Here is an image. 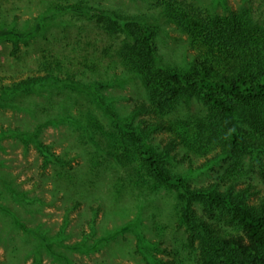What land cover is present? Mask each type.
Here are the masks:
<instances>
[{"label": "rangeland", "instance_id": "rangeland-1", "mask_svg": "<svg viewBox=\"0 0 264 264\" xmlns=\"http://www.w3.org/2000/svg\"><path fill=\"white\" fill-rule=\"evenodd\" d=\"M49 1L52 2L50 8L47 6ZM65 5H79L95 12L89 15L68 12L51 19L53 6ZM170 8L184 9L190 19L212 29L211 20L216 15L224 19L234 13L246 22L249 11L256 19H264V0H0V26L6 24L28 36L43 19L54 25L37 37L24 40L0 38V84H11L12 77L26 79L46 75L58 66L62 70L56 72L57 75L67 79L71 76L76 81L63 86L43 85L37 92L8 95L5 100H0V170L16 177L21 189L34 190L43 174L44 158L34 143L27 147L15 139V132L32 131L48 122L41 141L53 145L52 151L70 162L74 169L73 182L90 181L92 187L96 185L98 188L96 195L102 197L109 185L112 191L117 185L124 197L117 195L113 206L122 211L120 213L130 208L131 203L123 185L132 183L143 189L145 198L141 202L145 209L141 227L148 237L163 241L164 247L172 252L166 258L172 264H197L198 252L188 248L184 230H180L183 204L178 194L160 187L149 177L141 145L123 135L119 121L137 128L155 153H161L169 144L176 143L177 161L170 159L168 170L186 176L192 187L229 186L230 180L239 182L238 189L256 184L255 190L259 194L251 200L254 205L264 197V179L259 169H251L249 159L237 163L214 160L217 150H213V139L204 141L193 123L198 115L206 116L205 108L200 104L152 96L143 77L128 70L130 62L126 58L135 54L133 49L137 45L138 33L132 29L136 33L134 36L121 26V22H127V19L149 25L157 59L162 65L184 69V61L189 63L202 52L200 48H192L193 37L170 23L166 12ZM110 12H116L119 23L112 22L108 16ZM16 43L18 51H15ZM142 106L145 111L134 115L133 112ZM91 124L98 127L94 133L98 148L85 136V127ZM160 126L169 129L163 130ZM45 172L56 175L52 168ZM47 189L51 190L52 185L48 184ZM45 196L47 202H51L52 195L46 193ZM104 198L105 206H102L98 219L99 234L114 229V224L104 222V213L107 214L112 207L110 200ZM98 201L94 199L91 205L100 207ZM61 205L62 202H58L55 207H45L44 221L48 225L62 223L64 210ZM88 205L72 214L73 226L78 225L76 231L80 223L83 229L86 228V220L90 219L86 216L90 210ZM130 210V219L136 218L139 210L133 209V205ZM226 219L223 216L216 222L219 233L229 238L245 239L241 230L226 226ZM134 243L133 235L125 234L118 236L101 253L91 256L69 253L68 256L74 264H100L108 259H111L108 264H139V258L130 255L129 251ZM4 253L1 249L0 264ZM44 264L60 263L45 260Z\"/></svg>", "mask_w": 264, "mask_h": 264}, {"label": "trees", "instance_id": "trees-1", "mask_svg": "<svg viewBox=\"0 0 264 264\" xmlns=\"http://www.w3.org/2000/svg\"><path fill=\"white\" fill-rule=\"evenodd\" d=\"M51 3L49 1L48 8ZM52 11L51 19L68 12L84 15L95 12L79 5L53 6ZM166 12L170 23L194 38L192 48H200L202 52L189 63L184 61V69L162 65L157 59L149 25L127 19V22H121V26L133 35L134 28L138 33L137 45L133 49L135 54L126 58L130 62H127L128 70L143 77L152 96L157 95L162 100L173 102L200 104L205 108L208 112L206 116L198 115L193 123L204 141L213 139V150H217L214 160L237 163L249 159L251 169H259L264 179V19H256L249 11L246 22L234 13L224 19L216 15L211 20L212 29L190 19L184 9L170 8ZM108 14L114 24L119 23L116 12ZM53 26L43 19L36 30L27 36L5 24L4 27L0 26V38L24 40L37 37L41 32L43 35ZM17 45L15 51L19 49ZM61 70L62 67L58 66L56 70L42 76L26 79L12 77L11 84H0V100H5L8 95L37 92L43 85L76 83L71 76L67 79L56 74ZM143 111L144 106L133 113L137 115ZM47 125L48 122L32 131L15 132V139L27 147L34 143L44 158L43 174L34 190L21 189L22 185L17 183L16 177L0 170V250L5 252L1 264H44L45 260L74 264L69 253L89 256L101 253L118 236L125 234L134 237L135 243L133 247L130 245L129 251L130 255L132 253L139 258V264H172L166 260L172 252L164 247L163 241H153L141 227L145 209L141 202L145 198L144 190L124 182L123 189L129 194L131 203L130 208L120 213L122 211L113 206L117 195L124 197L117 185L113 187L114 191L109 185L102 197L97 196L98 188L96 185L92 187L90 181L79 179L83 184L73 182L71 177L74 169L70 162L55 154L53 145L41 141V134L43 136ZM118 125L129 141L141 145L148 175L154 183L178 194L183 204L180 230H184L188 248L197 250V264H264V197L260 203L251 205L252 198L259 194L255 190L256 184L238 189L239 182L230 180L229 186L216 184L209 189L192 187L186 176L168 170L170 159L177 161L176 143L169 144L161 153H155L137 128L121 121ZM160 129L169 128L160 126ZM97 130L94 124L85 127V136L98 148L94 137ZM50 168L54 169L56 175L50 176L45 172ZM48 184L52 185L51 190L47 189ZM46 193L52 195L51 202H47ZM104 197L112 204L109 212L104 213V222L114 224V229L99 234L98 219L102 206H105ZM94 199H99V209L91 205ZM58 202H62L63 221L48 225L44 221L47 215L44 209L47 206L55 207ZM84 205L90 208L86 212L90 219H84L87 229H83L80 223L76 231L78 225L73 226L71 217ZM132 205L133 209L136 207L139 210L134 219H130L129 215ZM223 216L227 218L226 226L241 230L245 233V239L229 238L219 233L216 222ZM112 260L117 262L116 259ZM109 262L111 259L100 264Z\"/></svg>", "mask_w": 264, "mask_h": 264}]
</instances>
